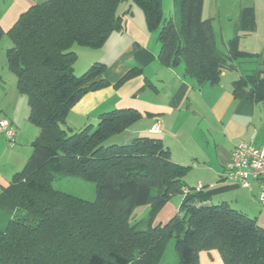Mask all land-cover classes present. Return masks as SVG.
Here are the masks:
<instances>
[{"label": "trees", "instance_id": "trees-1", "mask_svg": "<svg viewBox=\"0 0 264 264\" xmlns=\"http://www.w3.org/2000/svg\"><path fill=\"white\" fill-rule=\"evenodd\" d=\"M125 1L141 10L149 31L158 30L157 58L165 68L182 64L184 76L198 86L217 85L240 60H255L256 69L232 83V94L245 91L249 100L264 103V55L242 53L237 35L225 53L219 51L211 22L202 18L204 0H173L176 11L167 17L161 0H48L30 7L6 34L0 29V43L4 35L11 42L5 65L38 130L31 155L0 192V211L8 215L0 227V264H158L170 240L177 264H198L199 253L210 251L223 264H264V228L226 204L196 202L195 189L184 181L188 168L171 162L160 139L106 144L142 119L138 111H107L94 129L64 126L78 99L109 85L100 62L74 75L71 48L99 49L121 31L130 13H118ZM253 15L250 7L240 11V31L254 30ZM139 71L130 68L114 86ZM57 175L93 182L94 201L55 189ZM174 196H183L178 212L153 224ZM141 206L149 207L147 217L132 223Z\"/></svg>", "mask_w": 264, "mask_h": 264}, {"label": "crops", "instance_id": "crops-1", "mask_svg": "<svg viewBox=\"0 0 264 264\" xmlns=\"http://www.w3.org/2000/svg\"><path fill=\"white\" fill-rule=\"evenodd\" d=\"M46 1L0 0V29L6 34L24 11ZM202 5V18L211 22L219 51L225 53L227 42L237 35L242 53L264 55V0H204ZM173 6L174 14L176 6ZM249 7L254 11L255 28L251 32L240 31L238 15ZM129 8L130 13L125 16V9L118 10L123 15V28L113 32L99 49L74 48L77 56L74 75L80 76L93 63L100 62L106 65L103 78L109 85L78 99L66 113L64 126L72 131L86 126L94 129L99 116L107 111L135 109L142 119L110 137L107 145L124 144L141 136L160 139L169 150L171 162L188 168L185 176L194 175L185 182L186 186L193 190L196 185L203 187L201 192L192 193L196 202L226 204L254 218L264 228V207L258 201V185L251 183L248 190L222 175L236 144L252 141L257 147L264 146V103L249 100L245 91L237 97L232 94V83L256 69L255 60H240L234 70L221 74L217 85L198 86L184 76L182 64L166 68L161 65L157 58L161 50L158 30L149 31L141 10ZM7 38L4 35L0 43V119L14 126L16 136L15 144L10 147L0 131V192L26 163L32 152V140L38 133L28 121L27 98L16 90V78L5 65L4 51L11 46ZM132 67L139 68L140 73L114 86ZM156 124L159 131L153 133L151 128ZM176 212L173 205L166 204L156 220L163 224ZM199 257L198 264H223L216 251L200 252Z\"/></svg>", "mask_w": 264, "mask_h": 264}, {"label": "built area", "instance_id": "built-area-1", "mask_svg": "<svg viewBox=\"0 0 264 264\" xmlns=\"http://www.w3.org/2000/svg\"><path fill=\"white\" fill-rule=\"evenodd\" d=\"M13 127L8 120L0 119V131L5 135L6 142L10 147L15 144L16 131ZM158 131L157 124L151 128L153 133ZM253 144L252 141L236 144L230 153V161L222 175L225 179L238 182L248 190H251V183H256L259 190L258 201L264 207V146L257 147ZM201 190L202 186L196 185L195 191Z\"/></svg>", "mask_w": 264, "mask_h": 264}, {"label": "rangeland", "instance_id": "rangeland-1", "mask_svg": "<svg viewBox=\"0 0 264 264\" xmlns=\"http://www.w3.org/2000/svg\"><path fill=\"white\" fill-rule=\"evenodd\" d=\"M174 1L173 0H161V5H162V12L163 14L167 15H173V9H174ZM131 8H137L135 5L132 4L130 1H125L120 6L118 7L119 12L122 10H128ZM178 16H176V21ZM73 47L72 51H74ZM75 52V51H74ZM7 66V65H6ZM8 69V68H7ZM9 71V70H8ZM10 72V71H9ZM16 78V77H15ZM31 128H35L33 125H31ZM36 130V128H35ZM135 138H130L125 142L124 144H129L131 141ZM194 178V175L190 174L184 177V181L187 182V180H192ZM53 187L57 190H60L61 192H65L67 194H70L74 197L84 199L87 201H94L96 193L94 191L95 189V184L93 182L85 181L80 178H72V177H66L62 175H57L55 178V181L53 182ZM180 196H174L166 204L173 205V207L177 210H179L180 204L182 200L180 199ZM180 199V200H179ZM180 201V202H179ZM165 204V205H166ZM146 209H148L146 211ZM149 212V207L148 206H141L138 207L134 210L132 214V223H135L137 221L143 220L147 217V213ZM7 214L0 211V227L4 219L7 218ZM172 217V216H171ZM167 218L165 223L171 218ZM157 225L159 223V220H156V217L154 218L153 224ZM174 250V240H170L167 244L166 250L163 251V255L161 259L158 261V264H177V256L176 253L173 251ZM200 260V257H198ZM203 259V258H202ZM202 264V263H201Z\"/></svg>", "mask_w": 264, "mask_h": 264}]
</instances>
